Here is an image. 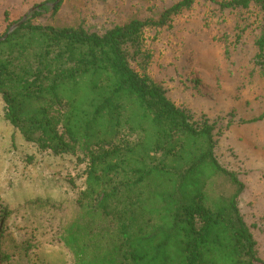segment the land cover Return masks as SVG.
Here are the masks:
<instances>
[{
	"label": "trees",
	"instance_id": "1",
	"mask_svg": "<svg viewBox=\"0 0 264 264\" xmlns=\"http://www.w3.org/2000/svg\"><path fill=\"white\" fill-rule=\"evenodd\" d=\"M62 1L33 5L11 32L28 13L5 11L0 99L14 142L18 134L56 155L99 146L80 212L60 234L78 264H264L241 213L244 184L217 157L215 125L171 99L152 70L163 30L202 2L218 6L217 22L241 9L234 27L239 37L261 29L264 62V0H177L103 33L57 25ZM48 12L52 21L40 20ZM124 125L141 138L120 140ZM220 175L236 186L231 196L209 191Z\"/></svg>",
	"mask_w": 264,
	"mask_h": 264
},
{
	"label": "rangeland",
	"instance_id": "2",
	"mask_svg": "<svg viewBox=\"0 0 264 264\" xmlns=\"http://www.w3.org/2000/svg\"><path fill=\"white\" fill-rule=\"evenodd\" d=\"M44 1L0 0V33L7 26L5 11L17 20ZM176 1L63 0L56 24L103 33L133 18L158 15ZM242 13L226 10L228 20L217 22L218 6L202 2L178 17L154 46L152 70L171 99L215 125L217 157L244 184L241 213L264 260V62L256 44L262 31L251 26L239 37L234 25ZM208 17H214L211 25ZM40 20L52 21L51 12ZM13 131L0 99V264H78L60 234L80 212L76 198L85 186L89 155L99 146L76 145L74 153L56 155L18 134L14 142ZM120 137L134 142L141 133L124 125ZM235 189L220 175L209 191L231 196Z\"/></svg>",
	"mask_w": 264,
	"mask_h": 264
},
{
	"label": "water",
	"instance_id": "3",
	"mask_svg": "<svg viewBox=\"0 0 264 264\" xmlns=\"http://www.w3.org/2000/svg\"><path fill=\"white\" fill-rule=\"evenodd\" d=\"M59 1V0H58ZM53 6H54V4H53ZM36 8H33V9H31L30 11H29V13H28V15L27 16H25L23 19H22V21H20L19 23H16L15 25H13L12 27H11V29H10V32L11 31H13L15 28H17L18 26H19V24H21L23 21H25L27 18H28V16L35 10ZM1 40V39H0Z\"/></svg>",
	"mask_w": 264,
	"mask_h": 264
}]
</instances>
